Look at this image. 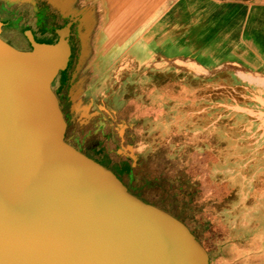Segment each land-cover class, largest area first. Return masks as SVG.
Instances as JSON below:
<instances>
[{
    "label": "water",
    "instance_id": "1",
    "mask_svg": "<svg viewBox=\"0 0 264 264\" xmlns=\"http://www.w3.org/2000/svg\"><path fill=\"white\" fill-rule=\"evenodd\" d=\"M68 32L22 47L0 23V264H209L185 223L68 138L55 90ZM79 33L77 71L89 52Z\"/></svg>",
    "mask_w": 264,
    "mask_h": 264
},
{
    "label": "rangeland",
    "instance_id": "2",
    "mask_svg": "<svg viewBox=\"0 0 264 264\" xmlns=\"http://www.w3.org/2000/svg\"><path fill=\"white\" fill-rule=\"evenodd\" d=\"M80 53L81 45L65 87L56 85L73 143L129 163L128 185L183 219L209 264H264V108L254 90L219 81L166 93L158 85L175 77L133 65L93 77L77 71Z\"/></svg>",
    "mask_w": 264,
    "mask_h": 264
},
{
    "label": "crops",
    "instance_id": "3",
    "mask_svg": "<svg viewBox=\"0 0 264 264\" xmlns=\"http://www.w3.org/2000/svg\"><path fill=\"white\" fill-rule=\"evenodd\" d=\"M4 1L2 8L8 16L16 14L12 18L23 28L33 25L27 16L41 1L51 12L48 23L57 42L69 29L68 44L76 45L77 53L82 27L90 76H114L133 65L150 77H175L158 85L166 93L215 87L220 81L232 89H253L264 108V0ZM10 28L19 30L11 23ZM35 29L44 34L37 24ZM129 152L130 147L124 148L123 153Z\"/></svg>",
    "mask_w": 264,
    "mask_h": 264
},
{
    "label": "flooded vegetation",
    "instance_id": "4",
    "mask_svg": "<svg viewBox=\"0 0 264 264\" xmlns=\"http://www.w3.org/2000/svg\"><path fill=\"white\" fill-rule=\"evenodd\" d=\"M4 3H5L4 0H0V10H1L0 11V22L2 23L3 32L12 41H15L19 46H22V47L29 46L30 45V40L27 37V35H30V34H27V28H30L32 30L31 33H32V35H33V37L35 39L41 40V41H45V42H48L50 44H56L57 43V41L59 40V36H57L55 33H52L51 32L52 31L51 28H50V25L51 24L48 23V19L51 17L50 16L51 15V12L48 11V8L41 1H38V2L36 1L35 5H32V13L30 15L28 14V16H27V19H30V17H31V19L33 21V25L31 24V26H27V27H24V28L22 26L23 23L21 25V22L20 21H16V20H14L12 18L14 16L16 17V14H10V16H8L9 14H7L5 12V10L3 9V8H5L4 7V5H5ZM9 5L15 6L14 4H9ZM8 19H11V22L10 23L11 24H14V25H17L19 30H17L16 32L12 31V28H10V23L8 22ZM36 24L41 28V31H43L44 34L39 35V33H37V31L35 29V25ZM66 24H67V22L64 23V25H66ZM73 40H75V39H73ZM71 50H72V53H71L70 61L68 63V67H67V69L65 71V75L59 77V79H58V81L60 80V82H61V87H63V86L65 87V85L67 83V79L69 78V72H70V68L72 66V62L77 58V55H78V53L76 51V45L75 46H72V43H71ZM56 85H57V83H56ZM55 90H56V94H57L58 99H59V102H60L61 111L63 112L64 117H65V119L67 121V124H68L67 115L62 110L61 91H59V89H56V86H55ZM120 133H121V135L123 134L122 131ZM67 136H68V134H67ZM74 144L81 151H83L86 155H88L89 157H91V158L99 161L100 163H102L104 165H108L111 169H113L115 171V173L122 179V181L128 187L129 191H131V193H133L134 195H136V196L144 199L148 203H151L152 205H155L156 207H159L155 203H152V202L146 200L138 191H133L132 188L128 185L127 181L125 180V175H123V169H126L127 167L128 168L131 167L129 163L124 162V161L121 162V163H116V164L113 163V161L110 158L109 154L106 153L105 150H103L101 147H97V146H92L91 147L90 146V147H87V148H83L81 145H78L77 143H74ZM95 154H97L98 156L95 155ZM130 170H131V168H130ZM159 208L160 209H163L161 207H159ZM163 210H165L168 213H171L172 214V212L168 211L167 209H163ZM172 215H174V214H172ZM178 219H180V218H178Z\"/></svg>",
    "mask_w": 264,
    "mask_h": 264
},
{
    "label": "trees",
    "instance_id": "5",
    "mask_svg": "<svg viewBox=\"0 0 264 264\" xmlns=\"http://www.w3.org/2000/svg\"><path fill=\"white\" fill-rule=\"evenodd\" d=\"M108 166V165H107ZM131 170L130 169H123V175H131ZM160 207V206H159ZM162 208V207H161ZM163 209H165V208H163ZM165 211V210H164ZM169 211V210H168ZM171 212V211H170ZM171 214V213H170ZM173 214V213H172ZM173 216H176V215H173ZM176 218H180V217H178V216H176ZM180 220L183 222V223H185V221L183 220V219H181L180 218ZM186 225H187V223H185ZM188 227H189V225H187ZM190 228V227H189ZM190 230L192 231V229L190 228ZM193 232V231H192ZM195 234V233H194ZM201 242V241H200Z\"/></svg>",
    "mask_w": 264,
    "mask_h": 264
},
{
    "label": "bare ground",
    "instance_id": "6",
    "mask_svg": "<svg viewBox=\"0 0 264 264\" xmlns=\"http://www.w3.org/2000/svg\"><path fill=\"white\" fill-rule=\"evenodd\" d=\"M71 112H72V113H74V112H75L74 106L72 107V109H71Z\"/></svg>",
    "mask_w": 264,
    "mask_h": 264
}]
</instances>
